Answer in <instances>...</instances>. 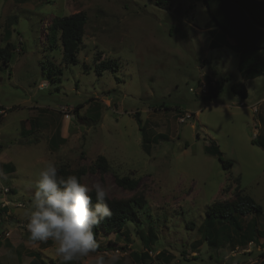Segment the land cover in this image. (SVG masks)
<instances>
[{
    "label": "rangeland",
    "instance_id": "obj_1",
    "mask_svg": "<svg viewBox=\"0 0 264 264\" xmlns=\"http://www.w3.org/2000/svg\"><path fill=\"white\" fill-rule=\"evenodd\" d=\"M80 12L87 23L78 62L67 63L60 44L54 51L46 46V29L58 16ZM212 25L218 29L204 0L168 6L156 0H0V48L7 27L17 46L8 67L0 60V229L11 232L0 244V264H29L33 253L46 264L60 263L53 244L29 243L26 231L37 176L48 161L75 171L104 156L108 173L88 171L84 182L106 185L112 199H145L138 223L96 239L97 251L114 256V264L235 263L240 237L213 247L219 222L209 240L203 237L206 211L218 200H233L237 186L262 208L241 218L243 225L254 218L264 238V148L252 143L259 137L264 144V105L258 114L252 107L264 95V78L246 82L248 98L231 90L240 81L238 57L227 46L210 48L215 35L205 29ZM47 59L59 71L57 81ZM103 59L118 63V71L98 72ZM204 75L229 77L218 98L201 94L202 82L213 80ZM186 112L193 118L180 124ZM210 146L232 166L207 153ZM115 177L138 180L137 190L119 187ZM6 188L11 192L4 195ZM148 251V259H139ZM94 256L79 262L93 264Z\"/></svg>",
    "mask_w": 264,
    "mask_h": 264
},
{
    "label": "trees",
    "instance_id": "obj_2",
    "mask_svg": "<svg viewBox=\"0 0 264 264\" xmlns=\"http://www.w3.org/2000/svg\"><path fill=\"white\" fill-rule=\"evenodd\" d=\"M170 2L171 0H156L158 6H168ZM204 3L215 25L237 40L238 45L234 47L228 43H221L220 46H227L235 52L241 53L239 63L241 73L249 78L261 74L263 69H261V65L255 55H257L256 53L264 52V0H204ZM86 23L87 15L83 12L58 16L53 23L47 26V35L45 36L46 46L51 51H54L57 50L58 44H60L63 51V59L67 63L78 62L77 55L80 51ZM6 32L7 40L4 47L0 48V60L8 67L14 59L17 46L9 40L11 33L8 27L6 28ZM45 62L49 66L47 69L49 75L55 77L54 80L57 81L58 78L56 76L59 71L55 67H52L49 59ZM45 62L42 63L43 71L46 68ZM118 68V63L111 59H103L96 66L98 72H117ZM228 80L229 77L215 80L216 87H210L209 93L204 98L209 100L218 98L222 94L225 83ZM231 90L242 98L248 97L247 85L243 81L233 83ZM3 112V108L0 107V124L4 117ZM135 118L140 130L144 131L140 113H136ZM156 138L158 140L160 136ZM252 143L264 148V144L259 140V137L252 140ZM206 152L217 157L224 168L227 169L232 166L230 161L223 160L221 152L213 146L206 148ZM5 169L8 173L14 171L13 166L8 164L5 165ZM58 169L61 176L77 175L82 177L84 182V177L88 171L95 172V170H99L102 174L108 173L109 163L104 156H99L90 169L81 168L73 171L64 165L59 166ZM238 180L236 181L238 182ZM115 181L119 187L130 191H136L139 184L138 180L130 177H115ZM234 193L235 197L233 200H218L206 211V228L203 237L205 240H209L210 230L216 222L221 224L216 231V241L212 243L213 247H219L222 240L223 242H230L233 239V235L241 238L240 242H242V245H247L257 235L258 229L255 219L253 218L252 222L244 226L241 218L250 214L259 215L262 213V208L251 197L243 195L239 186L235 188ZM92 196L93 203H95L94 193H92ZM106 202L111 211V216L95 226L94 234L96 239L100 233L118 235L125 229L127 224L138 223L140 220L139 211L143 210L146 205V201L142 196H133L127 199H112L108 196ZM48 243L52 244L51 241H48ZM149 252L152 251L141 254L139 259H148L150 256ZM30 264L46 263L42 261L39 253H33V260ZM50 264L56 263L51 262ZM73 264H80V262H73Z\"/></svg>",
    "mask_w": 264,
    "mask_h": 264
},
{
    "label": "clouds",
    "instance_id": "obj_3",
    "mask_svg": "<svg viewBox=\"0 0 264 264\" xmlns=\"http://www.w3.org/2000/svg\"><path fill=\"white\" fill-rule=\"evenodd\" d=\"M110 189L96 182L84 183L77 175L61 176L53 161L39 171L27 217L29 243L51 241L60 264H73L80 258L93 257V264H114L99 253L94 228L111 216ZM95 195V203L93 196Z\"/></svg>",
    "mask_w": 264,
    "mask_h": 264
},
{
    "label": "crops",
    "instance_id": "obj_4",
    "mask_svg": "<svg viewBox=\"0 0 264 264\" xmlns=\"http://www.w3.org/2000/svg\"><path fill=\"white\" fill-rule=\"evenodd\" d=\"M260 1H263V0H260ZM211 27L212 28L205 29V31H207V32L209 31L208 33H210L211 35H213V34L215 35V38L212 39V41L210 42V48L221 49V48H223L222 46H220L221 43H228L232 47L238 45L237 40L235 38H233L232 36H230L227 32H225V31H224L225 33L217 32V30H220L219 27H218V29H215V27H213V25ZM235 53L238 57V71H239L240 81H243L246 83L247 81L255 80L257 78H264V52L256 53L257 55L253 54V55H255V57L257 58V61L261 65V69H263L261 74H259L258 76H255L253 78L246 77L241 73V71L239 69L241 53H239L237 51ZM208 63H209L208 59H205L204 65H207ZM204 77L207 79L212 78L213 80H218V78H215L214 76L204 75ZM226 78H228V77H226ZM246 85H247V83H246ZM247 90H248V88H247ZM256 105H258V108H256V106H252V107L257 109V114H258L259 106L264 105V95L261 99H259V101L257 102ZM259 126L261 128V131H263L264 124L262 123V121L260 119H259ZM263 135H264V131L262 132V135H260V137H263ZM260 233H264V230L262 229L260 231ZM5 241H3V242H5ZM3 242H1V243H3ZM236 259H237L236 263H239V264H242L244 262H245V264H264V238H261V236L258 234V235H256L255 239L251 240L247 245L243 246L242 244H239L238 246H236Z\"/></svg>",
    "mask_w": 264,
    "mask_h": 264
},
{
    "label": "built area",
    "instance_id": "obj_5",
    "mask_svg": "<svg viewBox=\"0 0 264 264\" xmlns=\"http://www.w3.org/2000/svg\"><path fill=\"white\" fill-rule=\"evenodd\" d=\"M210 87H213V88L216 87V81L215 80H211L208 83L202 82V84L200 85L201 94L203 96L207 95L209 93ZM191 91H194V90L191 89ZM253 109L257 113V109L256 108H253ZM192 118H193L192 114L186 112L184 115H182V117L179 118L178 121H179L180 124H184V123L187 122V120L192 119ZM9 192H11L10 189L6 188V189H4L3 194L7 195V193H9ZM7 205H9V202L5 201L3 203V206H7ZM15 206H16V208H22L23 207V205L21 203H17ZM10 236H11V232L10 231H2L0 229V244H1V242L5 241L6 239H9ZM151 254H152V252H151ZM233 264H239V263L235 262Z\"/></svg>",
    "mask_w": 264,
    "mask_h": 264
}]
</instances>
